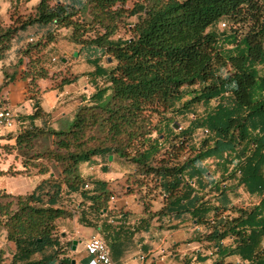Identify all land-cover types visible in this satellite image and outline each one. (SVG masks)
<instances>
[{
    "label": "trees",
    "instance_id": "obj_1",
    "mask_svg": "<svg viewBox=\"0 0 264 264\" xmlns=\"http://www.w3.org/2000/svg\"><path fill=\"white\" fill-rule=\"evenodd\" d=\"M223 22L221 34L211 30ZM11 24L0 27V62L21 34L37 28L42 36L22 51L18 67L27 58V75L47 79L42 54L68 30L81 52L99 55L92 62L105 78L72 121L28 128L8 147L25 167L14 175L53 174L30 195L0 191V229L16 246L11 264H72L57 256L64 247L41 262L32 258L60 246L57 222L74 217L58 205L65 196L81 193L93 214L107 210L113 192L85 180L80 166L112 155L136 168L133 182L146 196H163L157 215H189L205 229L196 240L214 246L216 264H234L232 257L264 264V0H41L34 15ZM123 29L129 38H116ZM197 105L204 115L192 113L179 132L173 118L153 124L154 115L185 117ZM39 116L37 109L32 118ZM199 131L207 133L197 143ZM241 188L259 203L235 205Z\"/></svg>",
    "mask_w": 264,
    "mask_h": 264
},
{
    "label": "crops",
    "instance_id": "obj_2",
    "mask_svg": "<svg viewBox=\"0 0 264 264\" xmlns=\"http://www.w3.org/2000/svg\"><path fill=\"white\" fill-rule=\"evenodd\" d=\"M40 1L0 0V18L7 20L8 15L7 23L11 24L9 15L15 7H23V10L30 8L31 11L35 10ZM29 32L21 34L13 42L8 57L0 63V105L13 109L19 115L16 130L11 135L0 138V148L14 147L18 134L33 126L58 129L59 125L72 121L78 109L90 105L91 98L105 84V78L96 73V65L92 62L99 55L81 52L78 46L69 41L68 30H63L59 40L48 45L42 54L49 77L34 81L27 75V58L18 67L19 60L23 58L22 51L28 46V39L24 37ZM41 36L42 34L37 40ZM75 54L78 56L75 57ZM54 58L60 61L55 67L51 63ZM104 60L105 58L101 60L100 65L109 69L111 65L105 64ZM66 80L69 83L65 84ZM37 109H40V116L33 119ZM112 156V161H109L110 156L96 157L80 166L81 176L85 180L107 183L113 192L107 210L96 215L88 210L91 203L83 202L81 193L65 196L58 205L71 212L74 217L57 222L60 246L36 254L32 261L41 262L64 247L63 252L57 255L60 260L89 264L91 258L85 251V243L96 236L107 244L115 264H216L214 246L196 240L205 229L197 226L189 215L179 218L157 215L165 206L163 196L158 191L146 196L145 188H138L133 182L136 168L118 156ZM8 157L13 158V166H16L14 171H24L25 167L16 151H12ZM52 176L53 174L30 177L26 173L8 175L0 179V189L13 196L30 195ZM90 185V188L94 187V184ZM258 203L259 199L249 196L243 188L239 190V197L235 200V205L251 206ZM145 205H148L147 211ZM87 224L92 227L86 226ZM74 241L78 242L76 251L73 250V245L68 250L67 245ZM231 244V240L224 242L225 246ZM1 246L8 248L6 257L8 264H11L16 246L6 240L4 231L0 233ZM227 261L241 263L239 257H232Z\"/></svg>",
    "mask_w": 264,
    "mask_h": 264
},
{
    "label": "rangeland",
    "instance_id": "obj_3",
    "mask_svg": "<svg viewBox=\"0 0 264 264\" xmlns=\"http://www.w3.org/2000/svg\"><path fill=\"white\" fill-rule=\"evenodd\" d=\"M133 3H128L127 4V9L131 10L133 8ZM14 10V8H13ZM35 10H31L29 9H25L23 10V7H15V10L12 11L9 15V19L12 22L15 21H22L25 18L30 17L31 15H34ZM7 20L0 18V27H8L9 25L12 24H8V15H7ZM138 20L137 18H132L130 19L128 22L130 24H134L136 23ZM127 29H123L120 31L119 35L116 36L117 37H123L125 39L129 38V34L126 32ZM212 31H215L217 34H221L223 29L219 26L213 27L211 29ZM30 34H28L26 37H24V39H30L31 37H38L39 35H41L42 33H40V30H38L37 28H33L29 30ZM227 32V31H226ZM8 57V55H7ZM110 61V60H109ZM1 63V62H0ZM105 64H108V62L106 60H104ZM53 67H55L54 65H52ZM187 100L189 98H186ZM216 103L215 101L212 102L211 104V108L215 107ZM180 105H177V109ZM204 107L201 105H197L194 107V111L191 112L190 114H188L187 116L183 117L180 115H175L172 111H168V112H162L160 115H154L152 117V121L153 124H158V125H162L163 127L165 126V124H168V119L173 118V121H176V123L179 125V129H177L176 131H180L181 129H183V127H187L190 123V121L194 118V115L192 113H196L199 116H203L204 115ZM173 115V117H172ZM157 134L155 133L154 136H156ZM202 133L201 131H199L196 135V139H197V143L200 142V140L202 139ZM11 150L8 147L5 148H0V172L5 173L4 175L0 176V179H3L4 177H8V175H14V173H18L17 171H14L13 168H15L16 166L14 165V161L12 160L13 158L8 157V155H10ZM185 157H183L182 160H184ZM9 173V174H8ZM1 192H5L8 193L7 191H4L2 189H0ZM8 200H4L3 203H6ZM1 228V227H0ZM2 232V229H0V233ZM0 251L2 252V257H3V262L2 264H8V257H6V254L8 252V248L1 246L0 247Z\"/></svg>",
    "mask_w": 264,
    "mask_h": 264
},
{
    "label": "built area",
    "instance_id": "obj_4",
    "mask_svg": "<svg viewBox=\"0 0 264 264\" xmlns=\"http://www.w3.org/2000/svg\"><path fill=\"white\" fill-rule=\"evenodd\" d=\"M220 27L224 30L228 29V24L223 22ZM37 37L28 39V44L35 43ZM52 65L60 63L56 58L51 60ZM19 124V115L16 111L6 106L0 105V138L11 135ZM207 132L202 133L204 136ZM85 189H90V185H86ZM85 251L91 258L89 264H115L111 255V251L107 244L99 237H92L85 243Z\"/></svg>",
    "mask_w": 264,
    "mask_h": 264
},
{
    "label": "water",
    "instance_id": "obj_5",
    "mask_svg": "<svg viewBox=\"0 0 264 264\" xmlns=\"http://www.w3.org/2000/svg\"><path fill=\"white\" fill-rule=\"evenodd\" d=\"M77 56H78V54H75V57H77ZM109 60L111 61V59H109ZM63 62H65V60H63ZM174 129H175V130L179 129V125H178V124H175V125H174ZM112 160H113V156H110V157H109V161H112ZM77 246H78V242H77V241H74V242H73V250H74V251H76ZM0 257H1V254H0ZM72 264H75V262L72 261Z\"/></svg>",
    "mask_w": 264,
    "mask_h": 264
}]
</instances>
